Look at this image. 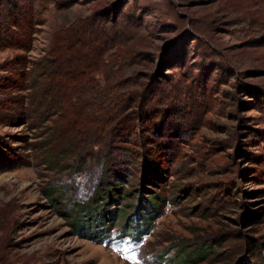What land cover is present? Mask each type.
Segmentation results:
<instances>
[{"label":"rangeland","instance_id":"obj_1","mask_svg":"<svg viewBox=\"0 0 264 264\" xmlns=\"http://www.w3.org/2000/svg\"><path fill=\"white\" fill-rule=\"evenodd\" d=\"M33 1L31 52L0 49V264H264V0ZM106 10L128 30L123 43L70 74L100 107L94 120L131 56L160 90L108 162L103 126L80 106L43 123L10 87L58 26Z\"/></svg>","mask_w":264,"mask_h":264},{"label":"trees","instance_id":"obj_2","mask_svg":"<svg viewBox=\"0 0 264 264\" xmlns=\"http://www.w3.org/2000/svg\"><path fill=\"white\" fill-rule=\"evenodd\" d=\"M40 12L33 0H0V49H26L31 52L34 42L31 38L35 35V19ZM70 24L65 25L66 27L62 25L57 27L50 48L40 62L23 63L22 72H17L20 71L19 69L13 71L16 75L22 76V79L20 82L11 81L10 87L14 86L16 91L28 93L22 103L26 106L27 111L34 115L38 114L39 119L43 117V123L50 122L56 125L58 117L67 107L72 104L80 106L83 111L87 112L86 116L90 125H95V122H97V126L102 124L105 134L103 140L108 145L104 157L106 156V162H108L116 156L112 151L114 149L112 146L118 145L114 143H121L125 148L128 145L129 147L133 145L135 138L131 135L135 128L132 123L139 119L137 115L139 116V112H143L144 106L154 101L155 97L157 98V93L160 90L156 89V84L149 83L150 75L138 73L141 64L136 61L137 54L134 58L131 56L128 66H124V82L107 97L103 116L94 120V114H99L101 111L100 107L96 102L93 103L95 108L85 105L86 101L80 97L82 94H78L80 89L73 84L74 82H71L73 80L70 78L71 71L79 67L80 63H83L91 55L94 48L102 47L103 49L104 47V51L114 50L123 43L122 37L128 33V30L124 29L119 21V16L107 10L87 15L84 13L82 16L75 17ZM74 27L77 28V31H73ZM69 33L72 36L66 37L65 35ZM140 56L147 57L144 53H140ZM16 60L19 61L17 65H20V58L17 57ZM151 62L153 63V61ZM170 67L168 70L172 69ZM95 73L93 67L90 66L82 74L83 79L91 85L93 90H97ZM163 75V80L165 79L168 83L177 84L179 81L171 74ZM175 99L170 97L164 102L166 105L171 104L176 101ZM40 104L44 105V112L38 109V107L42 108ZM148 112L150 122L147 127L153 129L158 124L154 120V113L151 114V110ZM129 117L131 119L128 121ZM126 131L131 134L125 136ZM90 142L99 143L100 139L93 136ZM125 148L121 149L125 151ZM67 151H71L70 145L62 149L59 156ZM126 155L132 156L129 150ZM59 156L56 154L55 157ZM117 176L123 177L124 174L117 172ZM156 177L155 173L154 178ZM139 232L142 234L141 231ZM138 238L140 239L141 235ZM208 249L205 248V252L203 250V253L199 254L202 255V259L208 254Z\"/></svg>","mask_w":264,"mask_h":264}]
</instances>
